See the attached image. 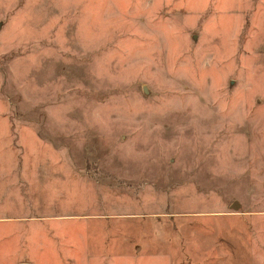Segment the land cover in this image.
Listing matches in <instances>:
<instances>
[{
  "label": "rangeland",
  "instance_id": "1",
  "mask_svg": "<svg viewBox=\"0 0 264 264\" xmlns=\"http://www.w3.org/2000/svg\"><path fill=\"white\" fill-rule=\"evenodd\" d=\"M0 264H264V0H0Z\"/></svg>",
  "mask_w": 264,
  "mask_h": 264
}]
</instances>
